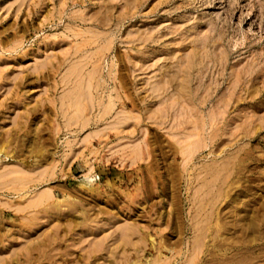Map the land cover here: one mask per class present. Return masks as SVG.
Segmentation results:
<instances>
[{"label": "rangeland", "instance_id": "374dc122", "mask_svg": "<svg viewBox=\"0 0 264 264\" xmlns=\"http://www.w3.org/2000/svg\"><path fill=\"white\" fill-rule=\"evenodd\" d=\"M0 160L103 222L30 237L1 190L0 264H196L214 206L201 264H264V0H0Z\"/></svg>", "mask_w": 264, "mask_h": 264}, {"label": "bare ground", "instance_id": "6f19581e", "mask_svg": "<svg viewBox=\"0 0 264 264\" xmlns=\"http://www.w3.org/2000/svg\"><path fill=\"white\" fill-rule=\"evenodd\" d=\"M0 161H2V160H0ZM52 168L50 169V172L54 173V171H51ZM18 170H20V169H18ZM21 170H20V172L24 171V170L23 171H21ZM16 172H19V171H16ZM31 172H34V174H35V171H31ZM47 172L46 171H44L43 173L41 172V174H39V178H37V180H36V178L35 179L30 178L29 179V178L15 177L13 179L11 178L10 181L8 180L9 182H7V183L5 182V183L0 184V191L1 190H7L8 192H10L11 194H14V195H23L22 199H24V202L22 203L21 206L18 205L17 207H15L17 209L16 211H19V212L21 211V212L25 213V215H26V213H27V215L28 214L30 215L29 218H27L28 222H23L20 226L15 227L16 230L18 232H21V233H24V234H28L30 237H32V230H34L36 227H38L39 223H42V221H44V219H47L48 221H52V222L53 221H58V220H65L67 225L69 226V229L71 231H73L74 228H76V227L80 228V234H79L80 240H84L85 237H87V236H88V238L89 237H93V239H94L95 232L97 230L96 227L97 226H101L103 222L102 221L95 222L94 219L91 216V212L90 211L86 210L85 208H81V206L78 207L76 204L72 205V206L71 205L70 206H66V205L62 206L61 205L62 201H57L54 198L52 192L49 191V190L47 191L46 189H45L46 192L42 191V192H38V193H36L34 195H30L29 194V190L31 188L35 187V186H38L39 183L42 182V179H44L46 177V173ZM38 173H40V172H38ZM6 174L8 175L9 173L7 172ZM3 180H5V179H3ZM86 182H90V180H87ZM27 191H28V193H27ZM224 194L225 193L220 195L219 200L223 199ZM64 198H65V196H64ZM58 199H60V198H58ZM214 199H216V198H214ZM4 207L14 208V206H12V204H9L6 201L4 202ZM211 208H212V211L208 214V217H209V219H211L212 223L215 222L216 226L211 223V224H208L203 229H200L202 231L200 233L201 234L200 235V239L198 240L199 242H197V244L195 243L198 246L194 245V247L196 246L195 254L194 253L192 254V256L194 255L192 257L193 258V263H195V261L198 260L196 262V264H201L202 259H200V255L202 254V252H204V247H206V240L207 239H212V242H213L214 238L212 237V235L216 234L217 232H219L218 230L216 231V229L219 228V227H217L218 226V222H217L218 219H216L217 217H215V214H214L215 213L214 212L215 206L214 207H210V209ZM23 218L25 219V217H23ZM113 223L118 224V222L113 217L109 218V220H107V222H105L106 225H111ZM211 225H213V226H211ZM55 226L56 227H55V231H54V237H53L52 241L49 240V244H51V245L58 241L59 229H60L59 226L60 225L57 224ZM119 229H121V228H119ZM200 230H199V232H200ZM15 235H17V234H15ZM46 237L47 236H45L44 239H40L42 241H39L37 244L33 243V246L35 248H33L31 245L29 246L28 250H29V254L30 255H33L32 253L34 251H38V253H39L37 256H35V257L32 256L31 257L30 263H32V264H42V262L44 261V258L45 259L47 258L46 257V253H45V251L43 249L44 247L48 246L47 245V243H48L47 239L48 238H46ZM121 237H123L122 234H121ZM85 241L86 240H84L83 242H85ZM214 241H215V239H214ZM95 242H98V240L95 241ZM117 245H119V244H117ZM90 246H91V248L89 247L90 250H89L88 255H87L88 256V259H87L88 261L93 259L95 257L93 255L94 254L97 255V253L99 251H101V252L105 251L104 241L98 242L97 244H95L93 246H92V243H91ZM116 249H117V246H116L115 250ZM55 250H56V252H58L59 251V247L58 248L56 247ZM64 253H65V255H61V256L59 255L60 259L62 261H65L64 258H65L66 255H68L67 252H64ZM108 253L110 254V257L111 256L113 257L114 255L116 256V253H114V250H109ZM101 259L103 260V258H101ZM53 260H55V259L53 258ZM82 261L84 262V260H82ZM148 261H147V263H148ZM55 262H57V261H55ZM55 262L53 261L51 263H55ZM105 262H106V260L104 261V263ZM156 263L159 264V260L155 261V264ZM124 264H142V263L140 262L139 259H137L136 261H134L132 263L129 260H127L126 262L124 260Z\"/></svg>", "mask_w": 264, "mask_h": 264}]
</instances>
